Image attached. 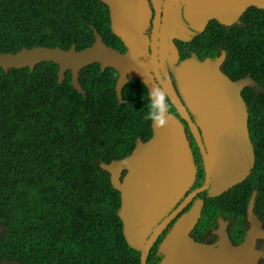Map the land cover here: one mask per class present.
I'll list each match as a JSON object with an SVG mask.
<instances>
[{
  "label": "trees",
  "instance_id": "obj_1",
  "mask_svg": "<svg viewBox=\"0 0 264 264\" xmlns=\"http://www.w3.org/2000/svg\"><path fill=\"white\" fill-rule=\"evenodd\" d=\"M108 24L100 0H0V51L72 44L82 49L93 43L92 27L123 51ZM223 28L207 29L210 38L197 48H225L222 69L227 75L255 80L241 93L256 161L246 179L213 200L234 202V209L244 213L256 191L255 211L264 227V9L252 6L240 22ZM214 50L197 57H213L218 54ZM57 70L53 61L32 69L0 67V261L139 264V251L123 234L120 192L99 163L128 155L138 138L151 136L152 122L143 118L148 90L133 78L124 85L119 104L112 67L101 71L95 62L82 68L85 94L73 88L69 71L59 81ZM197 177L196 185L202 171ZM208 204L197 227L209 223ZM244 229L243 217L230 228L234 242L243 238ZM164 233L150 248L147 264L158 260L156 248Z\"/></svg>",
  "mask_w": 264,
  "mask_h": 264
},
{
  "label": "water",
  "instance_id": "obj_2",
  "mask_svg": "<svg viewBox=\"0 0 264 264\" xmlns=\"http://www.w3.org/2000/svg\"><path fill=\"white\" fill-rule=\"evenodd\" d=\"M100 1L109 8L111 29L122 40L123 52L108 45L92 27L93 43L82 49L72 44L67 49L33 46L16 52L0 51V67L32 69L37 63L53 61L58 64L59 81L69 71L73 88L85 94L79 81L80 70L97 62L101 71L106 67L116 70L115 93L119 104L124 102L123 87L132 78L145 83L148 93L157 88L166 93L178 115L168 110L166 123H152L151 136L147 140L138 138L127 156L99 163L109 172L113 188L120 192L118 215L128 245L139 251V264H146L150 248L165 232L157 245L162 257L156 264H257L264 255L256 246L257 240L264 238V227L254 211L253 199L247 210L249 227L236 244L223 220L218 224L219 238L215 243L201 242L191 235L201 216V198L184 210L191 198L210 182L211 194L218 195L251 173L255 152L248 127L249 111L241 90L255 85V81L248 76L232 80L225 74L221 70L225 52L214 58L201 60L191 56L182 60L172 40H185L189 33L203 30L211 18L232 25L250 6L264 9V0H181L187 25L180 18L178 6L172 3L174 0H168L160 31L158 5L154 0L156 16L150 37L145 34L152 16L147 0ZM166 58L170 65L180 61L175 78L180 91L184 89L183 100L159 74L167 66ZM153 76L158 77L159 87ZM181 119L189 123L206 172L202 185L190 191L197 170ZM1 230L0 225V233ZM0 264L22 263L5 259Z\"/></svg>",
  "mask_w": 264,
  "mask_h": 264
},
{
  "label": "flooded vegetation",
  "instance_id": "obj_3",
  "mask_svg": "<svg viewBox=\"0 0 264 264\" xmlns=\"http://www.w3.org/2000/svg\"><path fill=\"white\" fill-rule=\"evenodd\" d=\"M148 1V3H149V6H150V9H151V13H152V16L150 17V23H149V26H148V29H146V31H145V34H147L149 37H150V32H151V30H152V28H153V26H154V23L153 22H155L154 20H155V16H156V9H157V12H158V17H157V19H158V22H159V31L161 30V26L163 25V20H164V17H165V14H164V8H165V5L166 4H168L169 3V1L168 0H155L156 1V4L158 5L157 7H156V9H155V7H154V0H147ZM175 6H178V8H179V11H180V18H181V20H182V22L184 23V24H186L187 25V22H186V20H185V17H184V5H183V2L181 1V0H178V1H176V0H174L173 2H172ZM105 4V3H104ZM106 5V4H105ZM106 9H107V11H108V20H109V24H108V26H109V28H110V30H111V32L114 34V32L112 31V29H111V18H110V11H109V8H108V6L106 5ZM238 22H240V19H239V21ZM238 22H236V23H238ZM215 23H217V24H215ZM235 23V24H236ZM234 23L231 25V26H233V25H235ZM231 26H226V25H224V24H221V23H219L218 22V20H216V19H214V18H211V19H209L208 21H207V23L205 24V26H204V28H203V30H196V31H194V30H192V31H194L193 33H189L188 34V38L186 39V41H181L182 39H176V38H174L173 40H172V42H173V44L177 47L176 48V50H177V53H178V55H179V57H180V59H186V58H188V57H191V56H193V57H197V54H198V52H209V51H212V50H214V49H211V48H207V47H199V48H197L198 46H199V43L198 42H203V41H205V40H207V39H209L210 38V33H212V32H208V30L207 29H210L211 27H213V28H215L216 30H220L221 29V27H224L223 28V30H227L226 28H229V27H231ZM188 28V27H187ZM210 30H214V29H210ZM215 31V30H214ZM114 36H115V43H117L118 44V46H122V49L121 50H125V46H124V44H123V42H122V40L120 39V37H118L117 35H115L114 34ZM217 47V46H216ZM195 48H197V49H195ZM215 48V47H214ZM119 50V49H118ZM223 50V48L222 47H219L218 49H216V50H214V51H216V52H220V51H222ZM120 51V50H119ZM123 51H121V52H123ZM199 59V58H198ZM168 61H169V59L168 58H166L165 60H164V63L167 65L166 66V68H164L163 70H160L159 71V74H160V76L162 77V79H167L168 80V82L171 84V87H173V88H175V89H178V82H177V79L175 78V68L177 67V65H178V63L180 62H177V63H174V64H172V65H170V63H168ZM90 65V64H89ZM100 65V64H99ZM106 68H109V67H106ZM105 68V69H106ZM113 68V67H112ZM114 69V68H113ZM100 70H101V67H100ZM115 70V69H114ZM116 71V70H115ZM166 72V73H165ZM224 72V71H223ZM153 75H154V73L153 72H151ZM225 73V72H224ZM226 74V73H225ZM116 75H117V72H116ZM116 78H117V76H116ZM133 79V78H132ZM138 80V79H137ZM152 80H153V82L155 83V84H157L158 85V87H159V85H161L160 84V82H159V79H158V77H156V76H153V78H152ZM140 81V80H139ZM142 82V81H141ZM144 85H145V87H146V89H147V86H146V84L145 83H143ZM163 89V88H162ZM166 94V93H165ZM167 95V94H166ZM180 98H181V100H183L182 99V97L181 96H179ZM168 99H169V97H168ZM184 102V101H183ZM168 110L172 113V114H175L176 116L178 115V112H177V109L171 104V101H170V99H169V108H168ZM189 116H190V118L194 121V117H192V115L190 114V112H189ZM181 121L183 122V124H184V127H185V132H186V135H187V138H188V140H189V143H190V146L192 147V151H193V153H194V159H195V163H196V165H197V173H198V169L200 170V164H201V161H200V164H199V156H198V154H197V152H196V141H195V138L193 137V135L191 134V131H190V128H189V123L186 121V120H184V119H181ZM198 131H199V129H198ZM196 147V148H195ZM198 151H199V149H197ZM202 165V164H201ZM236 185V184H235ZM233 187V186H232ZM177 204V203H176ZM175 204V205H176ZM189 206H191V201L187 204V206L184 208V210H186V209H188V207ZM203 209H204V207H203ZM203 209H202V211H201V216H200V218H203L204 217V213H203ZM258 216V215H257ZM220 216H217V213H216V211L215 210H213V209H210L209 210V213L207 214V218H208V220H209V223H206V225L205 226H200V227H195V228H193V230H192V232H191V235L195 238V239H197L198 241H201V242H207V243H215L217 240H218V235H217V233L215 232L216 231V229L218 228V218H219ZM235 220H237V221H239V222H241V218H234ZM227 223H226V230H227V233H228V235H229V232H230V228H232L233 227V224H230V222H229V220L228 219H224ZM212 221H214V223H215V226L213 227L212 225H213V222ZM216 221H217V223H216ZM167 230V229H166ZM231 240H232V238H230ZM243 239V238H242ZM242 239L241 240H239L238 242H240V241H242ZM232 242L233 243H238V242H234L233 240H232ZM258 248H262L261 247V244H260V242H257V245H256ZM158 258V260H156V262H154L153 264H156V263H158L160 260H161V257H156V259ZM257 264H264V257H261V258H259L258 259V262H257Z\"/></svg>",
  "mask_w": 264,
  "mask_h": 264
},
{
  "label": "rangeland",
  "instance_id": "obj_4",
  "mask_svg": "<svg viewBox=\"0 0 264 264\" xmlns=\"http://www.w3.org/2000/svg\"><path fill=\"white\" fill-rule=\"evenodd\" d=\"M250 7H252V6H250ZM249 7V8H250ZM245 15V14H244ZM198 58V57H197ZM246 76H248V77H250V78H252L251 76H249V75H246ZM243 77H245V76H243ZM253 79V78H252ZM263 90H264V88H263ZM172 91H174L178 96H181L182 98H183V95H185V92H184V89H183V91H180V89L178 88V89H175V88H173L172 87ZM182 92V93H181ZM135 146V145H134ZM197 147V148H196ZM196 152H197V154H198V156L200 157L199 158V164H200V161H201V164H200V170L198 169V173L200 172V171H202V178H201V181H200V183L199 184H197L196 185V180H197V176H198V173H197V171H196V177H195V180H194V182L192 183V185H191V187L189 188V190L188 191H190V190H192V189H194V188H196V187H198V186H200V185H202V183L205 181V176H206V172H205V166H204V162H203V158H202V154H201V151H200V148L197 146V144H196ZM134 148V147H133ZM190 148H191V150H192V147L190 146ZM197 149H199V151L197 150ZM132 151V150H131ZM255 152V151H254ZM192 154H193V158H194V153H193V151H192ZM127 156V155H126ZM125 157V156H124ZM120 159V158H119ZM255 161H256V153H255ZM101 162V161H100ZM104 162V161H103ZM194 162H195V159H194ZM195 165H196V163H195ZM196 170H197V165H196ZM124 174V172L122 173V175ZM211 186H212V183L210 182V184L206 187V189H204V190H202L201 192H199L196 196H193L192 198H191V204L195 201V200H197V199H199V198H201L202 200H203V206H202V209H203V207H205V205H206V202H208L209 204H208V208H209V210L210 209H213V210H215L216 211V213H217V216H220L219 218H218V223L220 222V220L222 221H225L224 219H228L229 220V222H230V224H235V222L237 221V220H235L234 218H243L244 217V219H245V229H244V236H245V233H246V230L248 229V227H249V223H248V220H247V215H248V205H249V203H250V201L253 199V205H254V211H255V209H256V196H257V192H255V194H254V192H252V194L250 195V197H249V199H248V201H247V204H246V208H245V210H244V213H241V212H238L237 210H235L234 209V202H232V203H230L229 204V201H227V200H224L223 199V201L221 200V201H219L218 203H215L214 202V198H218V196H220V195H222L224 192H226L227 190H229L230 188H228V189H226L225 191H222L220 194H218V195H212L211 194ZM188 191H187V193H188ZM186 193V194H187ZM206 199H212V201H209V200H206ZM189 201V202H190ZM177 205L178 204H176L174 207H173V209H175L176 207H177ZM255 213H256V211H255ZM201 219L202 218H199V220H198V222L196 223V225L194 226V228L200 223V221H201ZM261 220V219H260ZM242 221V220H241ZM262 221V220H261ZM226 222V221H225ZM239 222V221H238ZM263 222V221H262ZM216 223H217V221H216ZM227 223V222H226ZM206 224H202V226H205ZM213 226V225H212ZM214 227V226H213ZM216 231H217V229H216ZM215 231V232H216ZM217 233V232H216ZM218 235V234H217ZM244 236H243V238H244ZM229 237L231 238V236H230V233H229ZM218 238H219V235H218ZM197 240V239H196ZM260 240V244H261V247L263 248V250H264V238H260L259 239ZM257 242H258V240H257ZM155 257H162V255L158 252V247L156 248V256ZM261 257H264V255L263 256H261Z\"/></svg>",
  "mask_w": 264,
  "mask_h": 264
},
{
  "label": "clouds",
  "instance_id": "obj_5",
  "mask_svg": "<svg viewBox=\"0 0 264 264\" xmlns=\"http://www.w3.org/2000/svg\"><path fill=\"white\" fill-rule=\"evenodd\" d=\"M243 15V14H242ZM241 15V16H242ZM240 16V17H241ZM238 22V21H237ZM236 23V22H235ZM234 23V24H235ZM225 25V24H224ZM226 26H231V25H226ZM230 28V27H229ZM229 28H226L227 30ZM223 30V29H222ZM218 31V30H215ZM181 41H186L185 40H181ZM175 46V45H174ZM176 47V46H175ZM177 48V47H176ZM219 46L215 47V49H218ZM222 52H225L226 54V50L225 48H223L222 51H220L217 55L210 57V56H206V57H210V58H214L218 55H220ZM204 57V58H206ZM203 58V59H204ZM226 58V56H225ZM202 60V59H201ZM225 60V59H224ZM224 62V61H223ZM223 64V63H222ZM222 64H221V70L224 71L222 69ZM225 72V71H224ZM226 73V72H225ZM227 74V73H226ZM241 78V77H239ZM238 79V78H237ZM232 80H236V79H232ZM254 80V79H253ZM255 81V80H254ZM242 92V90H241ZM242 94V93H241ZM243 96V95H242ZM244 98V97H243ZM245 100V99H244ZM168 108H169V99L168 96L163 93L159 88L157 89H153L150 93H148V100H147V107H146V111L144 113V120L145 121H150L153 124L159 123V124H163L166 123L167 121V116H168ZM252 142V141H251ZM111 161V160H110ZM225 222V221H224ZM2 227V226H1ZM3 230V229H2ZM1 230V232H2ZM258 242H260V240L258 239ZM258 248V247H257ZM260 249V248H258ZM261 250H263V248H261ZM264 251V250H263ZM147 264V262H146Z\"/></svg>",
  "mask_w": 264,
  "mask_h": 264
}]
</instances>
